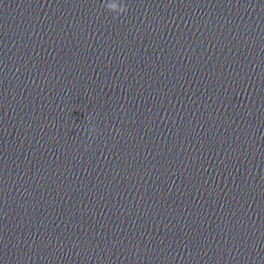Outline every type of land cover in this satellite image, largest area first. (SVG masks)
Returning a JSON list of instances; mask_svg holds the SVG:
<instances>
[{
    "label": "water",
    "instance_id": "1",
    "mask_svg": "<svg viewBox=\"0 0 264 264\" xmlns=\"http://www.w3.org/2000/svg\"><path fill=\"white\" fill-rule=\"evenodd\" d=\"M0 264H264V0H0Z\"/></svg>",
    "mask_w": 264,
    "mask_h": 264
},
{
    "label": "clouds",
    "instance_id": "2",
    "mask_svg": "<svg viewBox=\"0 0 264 264\" xmlns=\"http://www.w3.org/2000/svg\"><path fill=\"white\" fill-rule=\"evenodd\" d=\"M103 7H105L109 12L115 13L117 16H119L120 14H125L128 9L127 6L121 3H112V4H105L103 5ZM96 128L92 127L90 129V131H95Z\"/></svg>",
    "mask_w": 264,
    "mask_h": 264
}]
</instances>
